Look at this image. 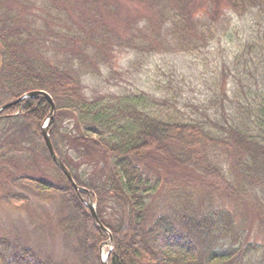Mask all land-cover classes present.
Wrapping results in <instances>:
<instances>
[{
	"label": "trees",
	"instance_id": "trees-1",
	"mask_svg": "<svg viewBox=\"0 0 264 264\" xmlns=\"http://www.w3.org/2000/svg\"><path fill=\"white\" fill-rule=\"evenodd\" d=\"M19 2L0 0V109L13 104L1 113L9 117L0 118V162L15 151L53 162L42 128L50 103L42 97L15 103L44 91L55 105L48 122L54 151L76 185L90 191L112 234L108 264H242L252 247L229 243L231 212L176 222L161 215L150 224L147 214L172 179H198L204 191L228 201L240 196V180L264 186V0ZM226 12L242 23L245 38L238 42V24H222ZM221 39L236 45L231 69L218 66L194 79L187 69L206 68L205 51ZM117 54L129 57L118 75ZM186 58L182 72L177 63ZM146 66L157 68L154 81L140 91L124 86L125 78H142ZM114 75L112 89L101 91ZM193 84L204 89L201 98L191 97ZM208 145L222 154L217 163L227 158L228 176L206 156ZM52 188L70 209L64 230L85 229L79 262L102 264L109 236L90 215L79 218L85 206L69 182ZM0 264L47 263L1 240Z\"/></svg>",
	"mask_w": 264,
	"mask_h": 264
},
{
	"label": "rangeland",
	"instance_id": "rangeland-1",
	"mask_svg": "<svg viewBox=\"0 0 264 264\" xmlns=\"http://www.w3.org/2000/svg\"><path fill=\"white\" fill-rule=\"evenodd\" d=\"M30 1L32 0H27V2L21 0L19 3H26L28 7L35 6L34 2ZM48 10L49 9L46 8V10L43 9L41 11L45 13ZM39 15H41V13H39ZM137 15L138 12L135 13V16ZM139 15L143 16L140 13ZM223 21L222 24L226 27H233L238 24L237 26L240 30L238 33H235L237 42L243 39L242 35L245 38L242 23L233 13L226 12ZM115 24L116 22L114 26H116ZM235 49L236 45L228 44L221 39L220 42L215 43L205 51V55H207L205 60L208 63L206 68H201L199 70L186 68V72L189 70V73H192L195 79L202 72H209L218 66L225 68L227 71L231 69L233 52ZM116 57L118 58V62L115 63L114 67L118 70L116 73L118 75L121 70H125L129 57L125 54H117ZM188 61L189 59L186 58L183 60L181 59L180 63H177L180 69H182V72L185 71V65ZM158 65L167 67V62H159ZM156 70L157 68L153 66H146L142 78H123L124 86L133 91H140L143 88L144 82L155 80L154 78L157 75ZM114 77L116 76H112L113 81H111V85L102 86L101 88H103V90L101 88L100 90L107 92L109 88L112 89V84L115 83ZM230 81L231 79L228 78L225 83L229 86ZM195 84H193V92L195 93L191 95V97L201 98L200 96L203 94L204 89H196ZM147 89L148 87L144 90ZM15 103L21 104L18 103V100ZM1 113L0 118L9 117L8 115L1 116ZM18 114L19 113H16V111H12L11 116H17ZM54 117L51 116L48 117V119ZM48 119L46 122L43 121V124H47L49 122ZM203 151H205L206 156L212 159L217 166L221 164L223 168L222 171H225L227 176L229 175V168L227 166L230 165L226 163V169L222 164V160L226 162L227 158L223 157V159H220L221 161L217 163L215 161V156H221L222 154L210 145L204 146ZM29 158L30 157L26 156L24 153L15 151V153L9 156L8 160L0 162V241H12L19 245L21 249L26 247L31 249L36 259L41 263L81 264L79 262L80 257H78V246L80 239L85 237V229L84 231L80 230L79 233L76 231L77 235H70V233H73L71 229L70 232L64 230L63 221L70 214V209H68V206L62 199L63 192L52 188H59L60 185L68 183L69 181L56 167L54 162H49L48 159L39 157V155L31 160ZM78 163L81 164V161ZM82 169H85V167H82ZM172 177H177V175L175 174V176ZM193 177L198 178V175L195 174ZM172 180H174L173 184L167 183L165 187L163 185L160 192L153 198L147 214L149 224L153 219L161 215L167 217L171 222H176L178 217L188 216L200 219L219 209L229 211L233 215L235 226L234 232L231 235L232 237H228L230 238L229 243L238 245L240 241L244 240V244L252 247L251 252L248 254L247 258L244 259L242 264H264V202L262 201L264 186L250 187L243 180H240L241 183L238 188L241 193L240 196L239 194L238 196L233 194V198L228 201L218 196L219 192L208 190V187L207 191H204L199 185L198 179H187L183 181L179 179ZM69 184L71 185L70 182ZM76 192L85 206L83 209L84 211H80L79 218L85 219V216H83V212H85L91 216L93 221L92 214L86 206L89 196L93 200L91 193L88 194L82 191ZM93 203L98 219L101 222L94 200ZM108 213L109 212L105 214V218H107ZM94 224H96L95 221ZM100 229L103 230L102 228ZM106 230L107 232L104 230L103 232L106 233L107 236L108 233L111 234L108 228H106ZM106 253L107 249H104V254Z\"/></svg>",
	"mask_w": 264,
	"mask_h": 264
},
{
	"label": "water",
	"instance_id": "water-1",
	"mask_svg": "<svg viewBox=\"0 0 264 264\" xmlns=\"http://www.w3.org/2000/svg\"><path fill=\"white\" fill-rule=\"evenodd\" d=\"M38 97H42V98H45V99L48 100V102L51 105L50 115L49 116L52 115L54 117V115H55V105H54V102L52 100V97L48 93H46V92H43V91L32 92V93H30L28 95H25L20 100H18V103H21L22 101L25 100V103H24V106H25V104L27 103L28 100H32V99H35V98H38ZM12 105L13 104H8V105L3 106L0 109V113L3 112V111H5L6 109H8L9 107H11ZM43 137H44L45 145H46V147H47V149L49 151L50 157L52 158L54 164L64 174V176L67 178V180L71 183L72 187L76 191L87 192L88 194H90L88 192V190L79 188L76 185V183H75V181H74L71 173L69 172V170L64 166V164L60 161V159L56 155V153L54 151V148H53V145H52V142H51V139H50V135L48 133V125H44L43 126ZM86 206L90 210V212L92 214V217H93L94 221L96 222V224L100 228H102L105 232H107L106 228L101 224V222L98 219V216H97V213H96V209H95V205H94L93 200H92V198L90 196H89L88 202H86ZM108 235H109L110 239H109V241H107L106 243H104L101 246V251H102V249L104 247H111V245L113 244L112 235L110 233H108ZM107 257H108V255L106 257H102L101 258L102 264H108V258Z\"/></svg>",
	"mask_w": 264,
	"mask_h": 264
},
{
	"label": "bare ground",
	"instance_id": "bare-ground-1",
	"mask_svg": "<svg viewBox=\"0 0 264 264\" xmlns=\"http://www.w3.org/2000/svg\"><path fill=\"white\" fill-rule=\"evenodd\" d=\"M30 93H32V92H29V93H27V94H25V95H28V94H30ZM25 95H24V96H25ZM24 96H23V97H24ZM23 97H21V98H23ZM21 98H20V99H21ZM20 99H19V100H20ZM23 102H25V100L22 101L21 103H23Z\"/></svg>",
	"mask_w": 264,
	"mask_h": 264
}]
</instances>
